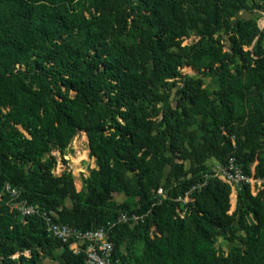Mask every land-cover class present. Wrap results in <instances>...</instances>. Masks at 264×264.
<instances>
[{"label":"trees","instance_id":"16d2710c","mask_svg":"<svg viewBox=\"0 0 264 264\" xmlns=\"http://www.w3.org/2000/svg\"><path fill=\"white\" fill-rule=\"evenodd\" d=\"M253 7L264 0H0V188L80 230L142 215L111 229L122 264H264V181L213 175L176 200L229 155L264 179V27L238 15ZM79 132L94 166L76 189L54 170ZM84 256L3 190L0 264Z\"/></svg>","mask_w":264,"mask_h":264},{"label":"built area","instance_id":"2783aa9c","mask_svg":"<svg viewBox=\"0 0 264 264\" xmlns=\"http://www.w3.org/2000/svg\"><path fill=\"white\" fill-rule=\"evenodd\" d=\"M218 176L223 181L238 185L242 182H249L251 186L254 183H262L264 179L254 178L246 174L239 164L236 162L233 155L225 158L224 162L213 161L211 173L205 174L203 181L193 184L186 189L182 195H178L176 200L186 202L191 195V192L199 188L206 182L209 176ZM254 187V186H253ZM6 190L9 192V205L11 208L18 211L21 215L39 214L45 221V230L47 234L56 237L62 242L68 243L69 249L73 253H84L85 264H122L119 257L114 256V243L111 239L110 232L112 227L118 222L132 221L137 222L142 218V215L136 213L119 212L113 221L106 224L95 225L86 230H80L68 224L53 221L50 217V212L40 210L38 205L27 203L24 199H17L19 190L10 187L7 183L0 188V194ZM158 194L164 196L163 188L157 189Z\"/></svg>","mask_w":264,"mask_h":264},{"label":"rangeland","instance_id":"374dc122","mask_svg":"<svg viewBox=\"0 0 264 264\" xmlns=\"http://www.w3.org/2000/svg\"><path fill=\"white\" fill-rule=\"evenodd\" d=\"M81 1V0H80ZM79 3V1H77ZM238 15L243 18L253 17L256 19L259 27H264V8L263 7H253L251 10H241ZM197 39L196 34L190 30L187 37L183 38L181 44L190 43L193 40ZM181 70L184 73L188 74H196V70L192 69L188 65H184ZM205 83L208 84L211 88L215 87V82L213 80V76L205 75L204 76ZM65 155L63 158L65 161L60 160V156L58 155V162L56 164L54 172L59 174L63 169H70L74 175V183L76 189H80L82 186V178L87 175L88 168L94 166L93 157L89 156L88 148H87V138L86 135L82 132H79L76 137L69 143L68 147L65 150ZM185 165H187V161H185ZM254 163L251 164L253 168ZM261 184V183H260ZM260 184L254 183L253 186H259ZM252 186V187H253ZM254 189V187H253ZM236 197V188H233L230 194V209L231 211L234 208ZM118 200H122L124 195H118ZM238 243V242H237ZM217 245L223 250L227 251L231 246V243L222 237H218ZM140 247V244H138ZM44 264H56L55 261L45 259Z\"/></svg>","mask_w":264,"mask_h":264}]
</instances>
